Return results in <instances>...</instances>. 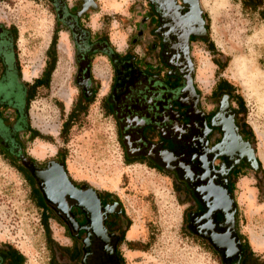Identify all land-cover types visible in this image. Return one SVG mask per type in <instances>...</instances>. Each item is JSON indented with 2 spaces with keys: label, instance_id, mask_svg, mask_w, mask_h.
<instances>
[{
  "label": "rangeland",
  "instance_id": "1",
  "mask_svg": "<svg viewBox=\"0 0 264 264\" xmlns=\"http://www.w3.org/2000/svg\"><path fill=\"white\" fill-rule=\"evenodd\" d=\"M65 2L70 13L80 8L81 0ZM93 2L95 7H88L76 21L82 30H88L90 39L105 38L119 53H141L147 40H137L135 32L146 0ZM199 4L207 38L191 45L195 84L205 96L214 81L222 78L231 86L233 107L237 108L235 98L242 102L236 121L246 129L260 166L239 175L233 187L236 228L254 254L264 258V246L254 245L252 236L264 229V0L255 4L247 0H199ZM68 20L58 21L47 0H0V23L16 29L15 53L22 81L29 83L40 75L49 60L47 46L56 32L55 62L48 85L36 87L27 104L28 123L40 137L31 141L22 138L26 154L48 158L56 151L71 176L119 199L128 230L132 226L136 229L134 236H128L135 246L134 251L126 252L129 264H220L217 255L187 228L188 198L178 184L145 164L125 162L114 118L106 106L111 76L106 56L90 55L91 99L69 116L85 94L77 82L75 45L84 32ZM147 54L142 59L149 56V62L152 56ZM5 114L13 117L12 112ZM64 120L68 126L63 131ZM46 223L48 233L28 180L0 154V243L16 248L24 257L21 264H51L52 258L58 262L57 245L65 246L68 240L54 220L47 218Z\"/></svg>",
  "mask_w": 264,
  "mask_h": 264
},
{
  "label": "flooded vegetation",
  "instance_id": "2",
  "mask_svg": "<svg viewBox=\"0 0 264 264\" xmlns=\"http://www.w3.org/2000/svg\"><path fill=\"white\" fill-rule=\"evenodd\" d=\"M197 5L195 13L192 0H146L135 36L146 39L147 45L137 55L116 52L105 38L90 39L84 32L81 38L86 36L90 46H76L77 82L88 96L90 55L107 57L111 76L105 99L125 162L145 164L176 182L188 198L185 220L192 236L214 252L220 264H239L246 250L236 228L233 187L250 169L237 151L221 144L223 130L213 124L223 94L241 141L254 147L236 121L225 80L214 81L205 96L195 84L191 45L207 38L199 0ZM145 53L152 56L149 62V56L142 59ZM14 158L21 174L31 179L41 211L67 237L65 249L58 248L59 264L130 263L126 252L135 246L126 235L128 218L113 193L71 176L56 151L48 158L19 153ZM210 232L226 234L229 258L222 256L225 248L209 243Z\"/></svg>",
  "mask_w": 264,
  "mask_h": 264
},
{
  "label": "trees",
  "instance_id": "3",
  "mask_svg": "<svg viewBox=\"0 0 264 264\" xmlns=\"http://www.w3.org/2000/svg\"><path fill=\"white\" fill-rule=\"evenodd\" d=\"M57 18L60 22L67 23L68 17L71 20L77 21L79 15L70 13L66 10L65 0H47ZM255 4V2H261V0H247V2ZM255 1V2H254ZM68 20V21H71ZM68 27H72V24H68ZM80 32H88V30H82L79 25L74 27ZM76 36V32H72V36ZM15 39L16 29L14 26H4L0 23V87L10 85V88L0 89V154L7 159L11 164L13 163L19 170L18 165L15 162V155L26 154L25 148L23 147L22 138L26 137L31 141L34 137H40L39 133L32 128L28 123L27 118V104L32 98L36 87H46L49 81L50 72L53 69L55 62V42L56 32H53L49 44L46 49V54L49 56L47 64L43 67L40 75L34 77L31 82L27 83L20 79V70L17 63V57L15 53ZM80 42H75L77 49L80 47L90 46L87 41L88 38L85 36L80 38ZM209 46V45H208ZM226 87L229 89L231 86L225 81ZM8 91V92H6ZM91 95V94H90ZM231 96V95H230ZM91 97L88 95L75 102L69 112V116L72 113L79 110L81 105L86 104L90 101ZM232 99V96H231ZM237 101V109L242 108L241 100L235 98ZM107 106V104H106ZM17 107V108H16ZM108 108V106H107ZM109 109V108H108ZM110 111V110H109ZM6 112H12L13 117L8 118ZM69 118H67L68 120ZM67 120H64L61 124V130H65L68 126ZM28 134V136H27ZM259 163V161H258ZM259 169V168H258ZM25 178L30 183L31 179L25 175ZM31 194L35 199L36 204L41 208V203L36 199L34 191L31 189ZM48 214L41 211V219L44 222V228L48 233V225L46 220ZM49 242H52L50 236H47ZM59 249H65L63 246L57 245ZM246 253L241 259L239 264H264V258H259L254 252L245 244ZM23 255L14 248L11 244L2 242L0 243V264H21L23 262ZM51 264H59L54 258L50 260Z\"/></svg>",
  "mask_w": 264,
  "mask_h": 264
},
{
  "label": "water",
  "instance_id": "4",
  "mask_svg": "<svg viewBox=\"0 0 264 264\" xmlns=\"http://www.w3.org/2000/svg\"><path fill=\"white\" fill-rule=\"evenodd\" d=\"M192 1H193L195 13H196L199 11L197 0H192ZM88 7H91V8L95 7V3L93 2V0H81L80 8L75 14L76 15L81 14ZM201 32H202V35H205L203 28ZM233 115H234V112L233 110L230 109L227 103V95L223 94L219 101L217 112L215 113V116L212 118L213 124L219 126L223 130V138L221 140V144L225 143L226 146L230 150L237 151V156L243 157L244 161L248 164L249 169L252 171H256L258 167V161L255 157L254 149L250 146L249 142L241 141L237 133V128L233 121ZM216 119H218L219 121H215ZM233 163H230V166L233 165ZM212 234L222 235L225 237H226V234H217V233L210 232V235L208 237L209 243L214 248H220V247L225 248L224 246H220L217 242L214 241V239H212L213 238L211 237ZM230 254H231V251H228L225 248V251L223 252L222 256L229 258Z\"/></svg>",
  "mask_w": 264,
  "mask_h": 264
},
{
  "label": "bare ground",
  "instance_id": "5",
  "mask_svg": "<svg viewBox=\"0 0 264 264\" xmlns=\"http://www.w3.org/2000/svg\"><path fill=\"white\" fill-rule=\"evenodd\" d=\"M43 148L44 147L42 146L40 150L43 151ZM39 153H41V152H39ZM111 183H115V180L111 181ZM248 193H249V195H248L249 199L252 200L253 199V191L249 189ZM262 206L264 207V205H262ZM209 227L210 226H208V228ZM135 233H136V229L134 226H132L128 230L127 236H129V237L134 236ZM252 236H253L254 245L264 246V229L260 235L252 234ZM211 237H213L212 239H214V241L217 242L220 246H224L228 251H230V243L225 236L212 234Z\"/></svg>",
  "mask_w": 264,
  "mask_h": 264
}]
</instances>
